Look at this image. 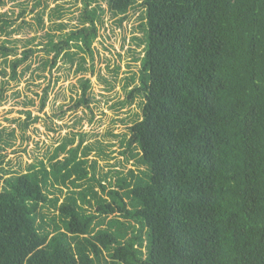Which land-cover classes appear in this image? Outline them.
Returning a JSON list of instances; mask_svg holds the SVG:
<instances>
[{
  "label": "trees",
  "instance_id": "trees-1",
  "mask_svg": "<svg viewBox=\"0 0 264 264\" xmlns=\"http://www.w3.org/2000/svg\"><path fill=\"white\" fill-rule=\"evenodd\" d=\"M80 1L81 27L58 42L50 36L52 67L92 57L107 11L123 24L143 10L144 38L134 40L144 55L128 96L142 98V115L121 142L138 172L120 177L107 198L93 192L94 212L70 191L95 168L86 153L79 159L81 144L58 161L64 142L56 162L12 176L0 191V264H101L103 253L105 264H264V0ZM4 17L0 36L10 33ZM23 53L12 79L33 52ZM89 87L77 107L90 102ZM3 143L0 132V157ZM60 186L70 191L62 202L50 198Z\"/></svg>",
  "mask_w": 264,
  "mask_h": 264
},
{
  "label": "rangeland",
  "instance_id": "rangeland-1",
  "mask_svg": "<svg viewBox=\"0 0 264 264\" xmlns=\"http://www.w3.org/2000/svg\"><path fill=\"white\" fill-rule=\"evenodd\" d=\"M37 3V0H6V5L0 8V14L11 21L7 30L10 33L0 36V47L15 51L5 57L0 50V132L4 141L0 191L6 180L26 173L31 166L48 167L56 162L50 158L62 143L67 142V150L59 153L58 161L69 157V150L81 144L79 159H84L83 152L86 153L89 165L95 168H91L87 179L77 181L80 188L70 191H75L85 210L94 212L93 192L97 197L107 198L106 192L117 188L120 177H129L131 170L138 172L133 160L128 161V156L122 154L126 147L121 142L129 127L142 115V98L136 97L130 102L128 96L138 83L137 80L130 83L131 78L141 68L135 58L144 55V46L138 47L134 40L144 38L138 29L143 10H131L123 24L107 11L92 46V57L78 54L85 57L83 67L87 69L79 72L78 57L75 63L61 58L52 67L54 52L49 53L47 45L51 37L58 42L65 34L81 27V1L41 0L38 6ZM60 25L66 28L62 31ZM25 50L33 53L18 68L17 79H12L11 62L23 58ZM47 60L49 65L45 67ZM86 81L90 83L87 92L90 102L77 107ZM102 186L106 187L105 192ZM58 190L63 194L56 192L50 198L60 197L62 202L70 191L62 186ZM83 192L87 195L79 196ZM42 213L52 217L54 208L47 206ZM110 219L106 218L102 229H108L106 222ZM106 258L109 260L103 253L101 264H105Z\"/></svg>",
  "mask_w": 264,
  "mask_h": 264
}]
</instances>
